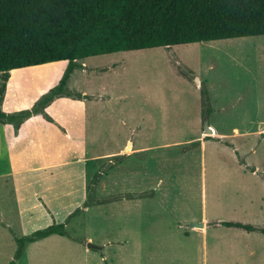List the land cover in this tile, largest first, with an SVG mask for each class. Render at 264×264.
Listing matches in <instances>:
<instances>
[{"label": "rangeland", "instance_id": "1", "mask_svg": "<svg viewBox=\"0 0 264 264\" xmlns=\"http://www.w3.org/2000/svg\"><path fill=\"white\" fill-rule=\"evenodd\" d=\"M174 55L184 59H174L176 70L168 62V56ZM83 61L98 72L86 76L78 86L87 94H108V103L99 105L118 113L112 131L103 128L106 132L102 136L113 137V142L104 140L105 145L115 148L114 142L119 139V144L126 147L135 146V142L169 143L170 147L141 153L140 159L150 162L143 171L153 177L142 183L140 176L130 178L119 185L118 191L96 192L106 169L101 164L88 176L86 202L63 221L67 235H49L28 243L19 258L14 257V236L30 234L44 227L45 221L24 224L20 214L2 212L0 206V264L11 260L15 264H264V233L212 224L235 220L264 227V133L246 140L227 134L235 129L264 131V35L118 51ZM185 63L197 66L202 70V80L214 86L215 95L209 96L213 110L206 113L196 85L193 83L192 89L199 96L175 74L177 71L199 81ZM66 66L67 61L62 60L10 70L9 83L26 80L42 89L50 86L49 90L58 84ZM79 80H67L65 88L80 93L74 89L77 84L70 85ZM252 85L257 86L253 99L249 96ZM70 97L79 99L83 95ZM107 118H103V125ZM202 122L203 129L205 122L213 126L210 134L228 137L214 135L205 140L204 148L189 149L193 138L202 137L196 135ZM220 140L226 141V146ZM229 143L243 162H237ZM104 151L96 153L111 152ZM247 166L257 170L251 172ZM153 183L158 184V199L148 195ZM140 189H147L143 193L146 196L140 197ZM201 194L204 215L200 213ZM177 217L180 228L176 227ZM205 222L202 236L200 226ZM202 239L206 241L203 244ZM85 242L96 247L84 252ZM250 249H255V259L249 255Z\"/></svg>", "mask_w": 264, "mask_h": 264}, {"label": "crops", "instance_id": "2", "mask_svg": "<svg viewBox=\"0 0 264 264\" xmlns=\"http://www.w3.org/2000/svg\"><path fill=\"white\" fill-rule=\"evenodd\" d=\"M236 38L240 37L217 39V41L226 42V40L231 41ZM157 47L169 48L170 46ZM162 50L161 52L164 53ZM84 58L76 60V62L82 66L80 68H75L68 78L70 82L80 77L78 82H72L70 85L75 86L77 84L74 89L78 91L81 90L80 93L83 97L79 99L67 95L54 97L44 107V113L38 112L32 114L19 122L17 127L14 123L8 122L7 120L0 121V206L3 208L2 212L6 210L7 213L17 212L20 214L24 224L34 223L39 220L45 221V226L54 221L63 222L76 209L82 208L83 203L86 202L88 176L91 173H95L101 164H104L106 169L105 173H102L99 182L96 184L97 193L107 192L112 189L118 191L119 185L130 178H138L140 176V183L144 182L145 179L153 177V174L147 175L145 174L146 172L143 171L148 161L140 159V154L150 150H160L167 146L170 147L169 143H165L161 146L141 143L139 145V143L136 142L135 146L130 144L129 147H126V144H119L121 142L119 139H116L114 142L116 143L115 148H109L107 146L108 144L105 145L106 140L113 142V137L102 135H104L103 133L106 132L108 127H110V131H112L113 127L111 126L114 125L116 120L114 115L118 113L111 108L103 109V106L101 107L99 105L103 102L104 105L108 103L106 101L108 94L96 92L95 94L88 93L90 94L88 96L85 88H80L82 87L80 85L78 86L80 82L86 80V76L98 72V70H96L98 68L84 65ZM175 58H178L182 62H184V59L177 55H174L173 58L168 56V62L171 64L172 68L176 70L174 64ZM188 67L192 70V74L199 80H197L198 82L187 79L186 76H181L176 73L177 71L175 74L188 82L189 88L192 89L193 83L196 85L195 89L199 91L201 106H204V97L201 92V86L203 85L207 92L210 109L213 110L210 97L215 95L214 86L210 81L207 82L202 80V70L197 66L196 68L194 66ZM8 74L9 76L6 80L2 99L0 101V110L5 113H15L31 108L38 98L47 92L50 87L42 89L38 84L35 85L26 80L15 81L10 85V73L8 72ZM256 88V85H252V95L249 94L252 99L256 96V92H254ZM193 91L194 93L197 92L195 90ZM197 96L199 95L197 94ZM45 114L51 119H47ZM105 116H108V118L105 121L106 125H103V118ZM119 123L120 125H124L123 120H120ZM96 124H98L97 128ZM207 124L208 128L213 127L210 122ZM198 127L196 135L201 134L202 137L193 138L192 140L194 141L192 143H196V146L194 145L189 149L194 147H200L202 149L205 146L206 139L203 138V135L205 134L204 130H206V128L203 129V122ZM103 128H106V130L104 131ZM131 130L133 131V129ZM110 131L108 135H112ZM214 131L217 130L213 129V132ZM231 133L236 135L235 137L246 140L250 135L257 136V134L264 133V131L257 128H255L253 132L251 129H235L233 132L231 131L227 134L232 135ZM211 135L214 136L215 134ZM215 136L220 138L228 137L226 135ZM263 138L264 137H262V139ZM224 142L226 141H222L220 144L225 145ZM257 145L258 144L252 148V151L256 149L255 147H257ZM139 147L141 149H138ZM230 148H233L237 156L238 150L233 147V144ZM131 149L134 150L132 153L128 155L124 153L125 150ZM102 150H110L111 152L104 151L105 153H96ZM186 151L187 150L180 152L185 153ZM92 153L95 155L90 156ZM156 161H158V159ZM238 161L239 159L237 156V162ZM148 164H150V162H148ZM138 166H140V173ZM142 166L144 168H142ZM247 167L250 168V166ZM149 168L150 167H147V170H149ZM256 170L257 167H254V171H250L255 172ZM152 186L153 188L148 190V195L158 199L156 198V195L160 194V191H158L159 188L156 189L158 184L153 183ZM146 190L140 189V197L146 196L143 194ZM1 203H3V205H1ZM200 204V213L204 215V199L202 194ZM4 206H6V208H4ZM185 206L186 203H183L182 207ZM0 222L3 223L1 219ZM175 223H177L176 227H181L179 224V217H177ZM206 223L207 222L200 226L202 236H204V232L206 231ZM8 227L11 229L10 226ZM234 229L246 232L243 229ZM51 235L58 236L59 234ZM205 242V239H202L201 244ZM250 243L251 241L249 244ZM86 249H89V247L86 246L85 242L83 244V251L85 252ZM23 251H25V248ZM255 254V249H250L249 255H252L253 259H255Z\"/></svg>", "mask_w": 264, "mask_h": 264}, {"label": "trees", "instance_id": "3", "mask_svg": "<svg viewBox=\"0 0 264 264\" xmlns=\"http://www.w3.org/2000/svg\"><path fill=\"white\" fill-rule=\"evenodd\" d=\"M262 34L264 0H0V101L10 70L67 61L56 86L29 109L15 113L0 110V121L17 127L32 114L44 113L56 96H82L65 88L73 70L82 66L76 62L80 58ZM201 92L207 113L210 106L203 85ZM203 138L213 136L205 130ZM212 224L264 233V227L247 222L220 220ZM51 234L67 235L65 222L54 221L30 234L14 236V257L19 258L28 243Z\"/></svg>", "mask_w": 264, "mask_h": 264}, {"label": "water", "instance_id": "4", "mask_svg": "<svg viewBox=\"0 0 264 264\" xmlns=\"http://www.w3.org/2000/svg\"><path fill=\"white\" fill-rule=\"evenodd\" d=\"M205 128H206V131H208L209 132V128H208V125H207V123L205 122ZM200 225H202V224H200ZM87 246L88 247H96L94 244H92V243H90V242H87Z\"/></svg>", "mask_w": 264, "mask_h": 264}]
</instances>
